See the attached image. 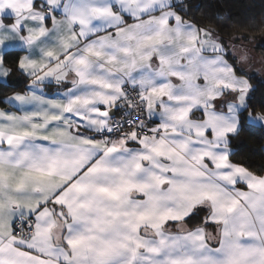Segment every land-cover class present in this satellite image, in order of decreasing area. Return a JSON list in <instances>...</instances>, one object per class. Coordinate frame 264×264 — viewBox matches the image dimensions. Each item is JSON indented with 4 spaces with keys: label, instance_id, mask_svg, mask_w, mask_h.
Segmentation results:
<instances>
[{
    "label": "snow or ice",
    "instance_id": "1",
    "mask_svg": "<svg viewBox=\"0 0 264 264\" xmlns=\"http://www.w3.org/2000/svg\"><path fill=\"white\" fill-rule=\"evenodd\" d=\"M189 11L0 0V264H264L251 37Z\"/></svg>",
    "mask_w": 264,
    "mask_h": 264
},
{
    "label": "trees",
    "instance_id": "2",
    "mask_svg": "<svg viewBox=\"0 0 264 264\" xmlns=\"http://www.w3.org/2000/svg\"><path fill=\"white\" fill-rule=\"evenodd\" d=\"M189 8L187 18L199 21L212 27L222 28L225 37L243 35L251 37L245 40L250 47H255L264 58V31L258 27L264 21V0H184ZM244 22L247 27H228V25ZM10 53L15 49H9ZM248 78L253 85L252 103H264V75L249 73ZM24 88L23 78L16 74L10 82L0 83V96ZM0 104H3L0 102ZM264 128H245L233 141L236 159L253 168L264 165Z\"/></svg>",
    "mask_w": 264,
    "mask_h": 264
},
{
    "label": "rangeland",
    "instance_id": "3",
    "mask_svg": "<svg viewBox=\"0 0 264 264\" xmlns=\"http://www.w3.org/2000/svg\"><path fill=\"white\" fill-rule=\"evenodd\" d=\"M249 49H250V53H251V55L253 57V61H254L253 65H252V69L253 70H251L250 73H256L254 71V69L255 68H259L261 66L260 65V60H261V58H263V56L261 55V53L259 51L255 50L256 49L255 47H250L249 46ZM261 74L264 75V73H261Z\"/></svg>",
    "mask_w": 264,
    "mask_h": 264
},
{
    "label": "crops",
    "instance_id": "4",
    "mask_svg": "<svg viewBox=\"0 0 264 264\" xmlns=\"http://www.w3.org/2000/svg\"><path fill=\"white\" fill-rule=\"evenodd\" d=\"M10 49H12V48H10ZM17 91V90H16ZM11 94V93H10ZM3 107H7V105H2V104H0V108H3ZM263 149H264V145H263Z\"/></svg>",
    "mask_w": 264,
    "mask_h": 264
}]
</instances>
